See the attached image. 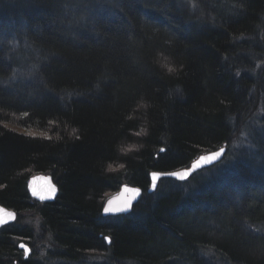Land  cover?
<instances>
[{
  "label": "trees",
  "instance_id": "1",
  "mask_svg": "<svg viewBox=\"0 0 264 264\" xmlns=\"http://www.w3.org/2000/svg\"><path fill=\"white\" fill-rule=\"evenodd\" d=\"M255 97L264 102V0H0V204L36 208L48 243L43 262L24 260L16 242L34 234L2 228L0 264H91L99 252L101 264H264ZM229 126L256 143L228 149ZM223 145L221 164L146 194L150 172ZM41 173L60 193L37 206L26 183ZM124 184L144 197L104 219Z\"/></svg>",
  "mask_w": 264,
  "mask_h": 264
},
{
  "label": "water",
  "instance_id": "2",
  "mask_svg": "<svg viewBox=\"0 0 264 264\" xmlns=\"http://www.w3.org/2000/svg\"><path fill=\"white\" fill-rule=\"evenodd\" d=\"M227 151L228 149L224 146L213 152L205 153L202 156H199L198 158L194 159L188 167H183L182 169L174 170L169 173L152 172L150 175V187L147 190L146 194L150 195L152 193H155L159 187L160 181L163 179H172L179 183L186 182L190 178H192L194 174L206 169H210L214 167V165L222 163L224 161V157L227 154ZM217 152L220 153L219 157H215L214 159H210L207 161L201 159L202 157H213ZM173 173H177L179 175H172ZM153 174H156L155 179H153ZM153 185H155V187H153ZM53 186L56 189L54 194L49 192V189ZM136 189H139V192H136ZM27 190L28 193H30V196L39 203H52L59 195V189L54 178L44 174L30 178V181L27 183ZM34 190L37 193L36 195L33 194ZM143 194L144 191L142 190V188H137L130 185L123 186L117 196L107 200V203L104 206V210L102 211V217L117 218L119 216H128L133 211L134 207L141 201ZM41 196H43L44 198L41 199ZM129 201L131 202V207L127 208V210H124L126 208V203ZM106 208H119L121 209V211L106 212ZM15 219L16 212H14L13 210H8L0 204V228L11 225L15 221ZM106 241L108 242V244L110 243V240L106 239Z\"/></svg>",
  "mask_w": 264,
  "mask_h": 264
},
{
  "label": "rangeland",
  "instance_id": "3",
  "mask_svg": "<svg viewBox=\"0 0 264 264\" xmlns=\"http://www.w3.org/2000/svg\"><path fill=\"white\" fill-rule=\"evenodd\" d=\"M256 123V122H255ZM255 123L254 121H252V126L255 127ZM13 131L15 132H19L25 135H29V136H33V137H43V138H49V135L47 134H37L35 130H23L20 129L18 126H11L8 125ZM258 127V126H256ZM248 128V127H247ZM246 127L244 129H247ZM242 129V130H244ZM241 130V128H240ZM241 130V131H242ZM240 131V132H241ZM48 136V137H47ZM245 143V138L241 135L240 137H234V141L232 144L233 149H242L241 146H244ZM131 148H128V150H130ZM206 152H203V154H205ZM203 154H201L200 156H202ZM23 214L20 215V219H19V224L24 227H28L29 230L32 232L34 230V232L36 233V235H33L34 238L30 241L27 239L22 238V240H17L16 245H18L19 248V254L22 256V259L24 260H38V261H44V255H45V250H47L48 248V243L47 241V236L46 234L44 235V237L41 236V239H38L37 234L40 235V232H38L39 227H40V219L39 217L36 215V211L32 210V211H22ZM31 246H30V244ZM26 246L28 247V251L26 249V247H22V246ZM32 247V248H31ZM99 253H90L88 254L89 257V261H93V259H99L100 258V254Z\"/></svg>",
  "mask_w": 264,
  "mask_h": 264
},
{
  "label": "bare ground",
  "instance_id": "4",
  "mask_svg": "<svg viewBox=\"0 0 264 264\" xmlns=\"http://www.w3.org/2000/svg\"><path fill=\"white\" fill-rule=\"evenodd\" d=\"M260 89L261 88H257L256 89V92H258V93H260L261 91H260ZM255 100L257 101V102H259V104H261L262 106H264V102H261L257 97H255ZM259 109H261V107L259 108V106H258V109L256 108V112L259 110ZM256 112H252V113H250V115H252L253 117H255V113ZM238 114H239V116H242V113H240V111L238 112ZM244 114H246V112H244ZM243 114V115H244ZM249 116V114H248V112H247V114H246V117H248ZM240 119H242V117L240 118ZM244 121V120H243ZM250 126V125H249ZM230 127V126H229ZM248 127V126H247ZM20 128V127H19ZM20 129H23V130H26V129H24V128H20ZM260 129V128H259ZM259 129L257 130V127L255 126V127H253V130L256 132V131H259ZM28 130H33V129H28ZM27 130V131H28ZM36 131V133L37 134H39V133H43V134H46V133H48V131H44V130H42V129H39V130H35ZM229 131H230V134L232 135L231 137L232 138H234L235 136L237 137H240L241 135L245 138V143H249L250 144V146H251V143H252V145L253 144H255L256 143V141H257V138H253L252 139V136H254V134L252 133V132H250L248 129H245V130H240V129H238V127L237 126H232V127H230L229 128ZM241 131V132H240ZM22 134V133H21ZM23 135H25V134H23ZM25 136H27V135H25ZM249 136H251V137H249ZM39 137H41V136H39ZM48 137V136H47ZM251 140H253V142L251 141ZM258 140H260L259 138H258ZM244 143V144H245ZM232 144H233V142H231V144H229V148L228 149H233V147H232ZM225 145H223V146H220L219 148H222V147H224ZM226 148H227V146H225ZM218 148V149H219ZM216 150V149H215ZM215 150H213V151H215ZM240 151V150H239ZM161 152H162V150H161ZM228 152V151H227ZM263 155H264V151H263ZM219 164H221V163H219ZM219 164H217V165H219ZM215 166V165H214ZM154 172V171H153ZM201 172H203V171H201ZM151 173L152 172H150V175H151ZM198 173H200V172H198ZM198 173H196V174H198ZM41 174H44V175H49V176H51L52 178H53V176L52 175H50V174H46V173H41ZM40 174V175H41ZM195 175V174H194ZM193 175V176H194ZM35 176H38V175H33V176H31L30 178H32V177H35ZM56 177H57V175H56ZM150 177V176H149ZM193 178V177H192ZM54 180H55V178H54ZM30 181V179L27 181V183ZM56 181V180H55ZM27 183H26V190H27ZM56 184H57V182H56ZM58 186V185H57ZM123 186H126V184H124V185H122V187ZM121 187V188H122ZM134 187H136V186H134ZM121 188L118 190V192H115V193H112V194H109L107 197V200L108 199H110V198H114L115 196H117L118 194H119V192L121 191ZM137 188H139V187H137ZM58 189H59V187H58ZM27 192H28V190H27ZM59 193H60V189H59ZM59 196V195H58ZM30 198V200H32V201H34L33 203L35 204L36 203V205L37 206H42L43 204H52V203H45V202H42V203H39L38 201H35L31 196H30V193H28V196H27V198ZM107 200L105 201V203H104V205L102 206V208H103V210H104V206L106 205V203H107ZM55 201H56V199H55ZM4 207V206H3ZM4 208H6V207H4ZM6 209H8V208H6ZM8 210H13L14 212H16L14 209H8ZM32 210H34V211H36V215L39 217V219H40V222H41V218H40V216H39V214H38V211H37V209L36 208H34V209H30V210H28V211H32ZM102 210V211H103ZM27 211V212H28ZM21 214H23L22 212L21 213H19V212H16V219H15V221L11 224V225H17V227L19 228V229H22V227H24V226H22L21 227V225L18 223L19 222V219H20V215ZM108 218H115V217H108ZM108 218H104V219H108ZM11 225H8V226H4V227H2V228H5V227H9V226H11ZM41 225H42V222H41V224H40V227H39V230H38V232H40V229H41ZM43 226V225H42ZM2 228H0V229H2ZM32 233L34 234V235H36V233L34 232V230L32 231ZM39 234H37V237H38V239H41L40 238V236H38ZM108 238V237H107ZM24 239H26V238H24ZM19 240H22V239H19ZM28 240V239H27ZM108 240H109V238H108ZM30 246H31V244H30ZM22 247H26V246H22ZM19 248L20 247H18V250H19ZM32 248V247H31ZM26 249H27V251L29 250L28 249V247H26ZM99 254L101 255L100 256V258L99 259H93V261H89V257H88V255L86 256V259H87V261L89 262V263H91V264H101V262H103V261H106V260H108V258H109V255L107 254V253H100L99 252ZM98 254V255H99ZM22 258V257H21ZM2 264H8V263H6V261H2ZM14 264H19V261H14ZM46 264H48V262L46 263Z\"/></svg>",
  "mask_w": 264,
  "mask_h": 264
},
{
  "label": "snow or ice",
  "instance_id": "5",
  "mask_svg": "<svg viewBox=\"0 0 264 264\" xmlns=\"http://www.w3.org/2000/svg\"><path fill=\"white\" fill-rule=\"evenodd\" d=\"M219 156H220V153L217 152V153L214 154L213 157H202L201 159L207 161V160H210V159H214L215 157H219ZM172 175H179V174H177V173H173ZM155 176H156V174H153V179H155ZM153 187H155V185H153ZM55 191H56V189H55L54 186L51 187V188L49 189V192H50V193H53V194H54ZM135 191H136V192H139V189H136ZM33 194H34V195L37 194V193L35 192V190L33 191ZM43 198H44V197L41 196V199H43ZM130 207H131V202L129 201V202L126 203V208H125L124 210H127V208H130ZM105 211H106V212H109V211H121V209H119V208H116V209H113V208H106Z\"/></svg>",
  "mask_w": 264,
  "mask_h": 264
}]
</instances>
